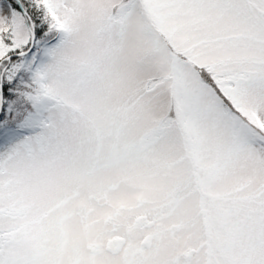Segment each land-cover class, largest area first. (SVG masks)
Segmentation results:
<instances>
[{"label":"rangeland","instance_id":"374dc122","mask_svg":"<svg viewBox=\"0 0 264 264\" xmlns=\"http://www.w3.org/2000/svg\"><path fill=\"white\" fill-rule=\"evenodd\" d=\"M14 2L0 127L47 102L0 150V264H203L205 194L212 264H264V0Z\"/></svg>","mask_w":264,"mask_h":264},{"label":"trees","instance_id":"16d2710c","mask_svg":"<svg viewBox=\"0 0 264 264\" xmlns=\"http://www.w3.org/2000/svg\"><path fill=\"white\" fill-rule=\"evenodd\" d=\"M9 2H11L12 4L14 3L15 4V2H14V0H8ZM28 5H29V7H27V9H26V13H24V11H23V14L27 17V18H30V19H32V20H34L35 18H36V15H32L31 13H30V9L31 10H34V11H36L37 9H36V5H39V6H42V11L41 12H44V11H49V10H47V5L46 6H44L43 4H46L45 3V0H30V2L29 3H27ZM15 8H19V7H17V5L15 6ZM21 8H19L18 10H20ZM50 12V11H49ZM51 14V13H50ZM52 15V14H51ZM39 37V36H38ZM41 41H43V40H40V42H39V44H38V46H36L35 48H38L39 46H40V43H41ZM40 48V47H39ZM27 78L29 79V78H31V77H29L28 75H27ZM26 116L27 115H25V113L23 114V115H21L17 120H15V121H13L12 123H17L16 121H20V120H27V119H30L31 118V115H28V117L26 118ZM166 123L168 124L169 123V121H168V119L166 120ZM166 124V125H167ZM178 124H179V126L182 128L183 127V125L185 124V120H184V118L183 117H179L178 118Z\"/></svg>","mask_w":264,"mask_h":264},{"label":"bare ground","instance_id":"6f19581e","mask_svg":"<svg viewBox=\"0 0 264 264\" xmlns=\"http://www.w3.org/2000/svg\"><path fill=\"white\" fill-rule=\"evenodd\" d=\"M132 13V12H131ZM131 13L129 14V15H131ZM66 35L64 34L63 35V37H65ZM49 59H50V57H49ZM49 59H48V61H49ZM165 120V121H164ZM166 120L167 119H163V121H162V123H161V125H159L158 127H155V133L157 132V134L159 133H161V131L163 132L164 130H163V125L165 124L166 125ZM231 121H232V124H233V127H234V130H236V129H238L239 127H240V124H238V119L236 118V117H232L231 116ZM234 123H237L238 124V126H234ZM185 124H186V122H185ZM190 140H191V138H185L184 140H183V143H184V145L186 146V148H187V150H188V153H189V151H190V148H191V146H192V143H191V145H190ZM9 146V145H8ZM5 147H7V146H4V147H2V149L4 150V148ZM1 153V152H0ZM195 165V164H194ZM194 169V172L196 173H198L199 171L196 169L197 168V165H195L194 167H193ZM197 173H196V175H197ZM195 186H197L196 185V183H195ZM174 205V204H173ZM178 207V206H177ZM176 207V208H177ZM173 209V208H172ZM171 209V206H170V210H172ZM176 210V209H175ZM173 214V213H172Z\"/></svg>","mask_w":264,"mask_h":264},{"label":"water","instance_id":"95a60500","mask_svg":"<svg viewBox=\"0 0 264 264\" xmlns=\"http://www.w3.org/2000/svg\"><path fill=\"white\" fill-rule=\"evenodd\" d=\"M25 13V12H24ZM7 58H10V57H7ZM1 91V90H0ZM0 95H1V93H0ZM0 101L2 102V96H0ZM0 102V112H1V110H2V103Z\"/></svg>","mask_w":264,"mask_h":264}]
</instances>
